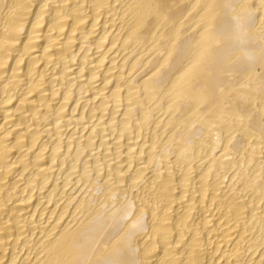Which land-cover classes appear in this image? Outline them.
<instances>
[{"label": "bare ground", "instance_id": "1", "mask_svg": "<svg viewBox=\"0 0 264 264\" xmlns=\"http://www.w3.org/2000/svg\"><path fill=\"white\" fill-rule=\"evenodd\" d=\"M0 264H264V0H0Z\"/></svg>", "mask_w": 264, "mask_h": 264}]
</instances>
